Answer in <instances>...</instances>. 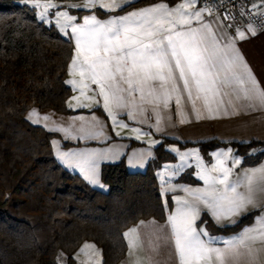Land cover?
Listing matches in <instances>:
<instances>
[{
  "label": "snow or ice",
  "instance_id": "obj_1",
  "mask_svg": "<svg viewBox=\"0 0 264 264\" xmlns=\"http://www.w3.org/2000/svg\"><path fill=\"white\" fill-rule=\"evenodd\" d=\"M198 2L157 0L123 15L99 19L93 10H102L106 15L117 10L124 12L132 6L133 0H81L67 5L54 0H20L39 10L36 15L40 21L54 24L74 43L68 70L71 78L66 83L79 95L68 102L69 108H102L113 130L129 128V124L118 118L120 116L126 115L129 121L137 124L147 123L154 117L155 123L149 126L156 131L162 130L165 119H172L173 103L181 124L189 122L184 111L185 101L197 119L202 118L198 101L210 118L221 111L227 115L230 108L238 111L231 99L225 102L224 98L229 95L224 91L227 88L232 89L241 108L264 110V88L260 87L236 47L237 40L256 35V27L252 23L243 30L239 25L225 26L223 20L235 17L227 10L219 13L222 5L196 7ZM261 4L254 3L252 9L256 15L264 17ZM73 8L87 9L90 14L84 15L80 22L77 15L70 14ZM205 14L215 15V18L205 20ZM240 14L244 15L243 9ZM229 28L233 29L232 34ZM89 92L92 95H88ZM27 119L37 124L43 120L48 127L50 117H40L32 110ZM104 129V122L93 114L73 117L67 126L56 125L49 131L61 132L65 139H108ZM130 131L136 140L149 135L139 127H132ZM120 134L116 131L117 136ZM57 143L53 141L54 145ZM155 143L157 141H149V148ZM171 151L179 153L180 164L166 166L159 176L162 195L185 193L173 196L176 207L168 214L165 226L164 238L171 245L177 264H264V166L245 171L242 179L233 181V170L241 161L231 148L215 152V163L210 167L205 165L198 149L180 152L172 148ZM118 155L112 149L57 151L58 158L68 167L78 168L85 179L100 187H104L99 181L100 161ZM150 156V151L133 152L129 163L143 168ZM189 160L196 162V175L203 180V189L171 183L185 166L191 167ZM250 209H260L253 224L219 241L223 247L214 246L215 238L204 226L207 221L201 220L202 211L206 210L217 224L234 225ZM143 227L145 224L141 222L124 234L130 257L144 247L140 232ZM152 236L154 239L149 238V247L158 252L161 237L158 233ZM80 254L86 256L88 264H102L99 250L93 244L85 243L77 255ZM147 259L151 264L152 258ZM132 264L143 262L137 257Z\"/></svg>",
  "mask_w": 264,
  "mask_h": 264
},
{
  "label": "trees",
  "instance_id": "obj_2",
  "mask_svg": "<svg viewBox=\"0 0 264 264\" xmlns=\"http://www.w3.org/2000/svg\"><path fill=\"white\" fill-rule=\"evenodd\" d=\"M155 2L136 0L126 10ZM73 55L74 43L40 21L30 5L0 0V264H58L59 253L73 264L85 242L102 250L103 264H120L127 254L125 231L144 220L166 221L171 211V196L164 199L157 174L164 164L177 162L169 145L196 146L206 160L221 146L231 147L246 166L264 160V141L181 144L163 139L145 171L130 172L123 158L101 167L108 192L92 187L56 160L52 140L60 136L26 117L33 108L74 113L66 83ZM177 182L199 183L193 167ZM256 214L224 228L208 215L202 220L211 231L230 234L251 224Z\"/></svg>",
  "mask_w": 264,
  "mask_h": 264
},
{
  "label": "crops",
  "instance_id": "obj_3",
  "mask_svg": "<svg viewBox=\"0 0 264 264\" xmlns=\"http://www.w3.org/2000/svg\"><path fill=\"white\" fill-rule=\"evenodd\" d=\"M136 0H133V3ZM54 2L61 3L64 5L67 4H72V3H80L81 0H54ZM163 2V1H161ZM179 2H182L179 1ZM178 2V3H179ZM31 6V5H30ZM148 6V5H145ZM145 6H139L136 8H132L129 10H126L124 12H120L117 10L116 12H111L108 13L107 15H100L99 9H95V11L98 15L99 19H107L109 16L112 15H123L126 14V12L138 10L140 8H143ZM200 0L197 3L196 7H200ZM62 10H67V9H62ZM39 10H36L38 12ZM82 11H89L87 9H71L70 14H75L78 16L80 22H82V17L84 15L90 14L89 12L83 13ZM38 18V16H37ZM215 18L212 16H208L205 14V20H213ZM39 19V18H38ZM45 23V22H44ZM48 25H54V24H49ZM223 24L225 25L224 21ZM249 22L246 20L243 22L242 26L240 27L242 30L246 29L247 25ZM226 26V25H225ZM257 30V29H256ZM61 33V32H60ZM62 34V33H61ZM63 35V34H62ZM64 37H67L63 35ZM236 47L239 49L240 54L243 56L245 62L247 63L248 67L250 68L252 74L258 81L259 85L261 88H264V29L262 30H257L256 35H248V38L245 40H237ZM71 64V62H70ZM70 66V65H69ZM69 70V68H68ZM71 77L67 74V80L70 79ZM78 79V77H77ZM69 85V84H68ZM71 87V85H69ZM95 88V85L92 86ZM72 88V87H71ZM224 91L228 92L229 95L226 96L225 102H227L229 99L232 100L233 104L235 105L236 109L238 111H233L231 108L229 109V114L225 115L223 111H221L219 114H215V118H210L209 114L203 109L202 104L200 101L197 102V106L201 108V117L200 119H197L196 116L192 113L191 111V106L190 104L185 101L184 105V111L187 114V120L189 122L181 124L179 122L180 117L176 115V108L175 104L173 103L172 108H171V116L172 119L169 121L165 119V121L161 125V131H156L154 127H150V124L155 123L154 117H151V113H149V116L151 117L147 123L144 124H137L133 121H129L127 119V116H120L118 117L119 119H122L125 123L129 124V128L126 129H120L116 128L113 130L112 128V123L111 120L107 118V114L103 111L102 108L96 109L93 107L92 109L88 108H70L74 113L72 114H61L58 113L52 109H45V110H40L37 108L31 109L29 112L32 110H36L40 117H43L45 115L49 116L50 119L47 122L48 127H45L44 124L45 122L41 120L40 123H33L31 120L27 119L31 124L36 125V126H41L45 130L49 131L50 127H54L56 125H64L67 126L68 122L76 116L83 115L85 117H90L91 115L97 116L101 121L104 122L105 125V133L108 139L100 138V139H90V140H80V139H65L64 134L61 132H56V131H49L52 133L58 134L60 137L59 138H54L52 140V146H53V152L56 160L58 163L67 171L79 175L84 181H86L88 184H90L92 187L101 190L103 192H108L109 187L104 184L101 180L100 172H101V167L104 164H113V163H118L121 159L125 158V162L127 165V168L130 172H142L145 171L149 162L151 161L153 154H154V148L159 145L163 139H170L177 141L181 144L185 143H191V144H196V143H203V142H208V141H218V142H223V143H230V142H238V143H249L251 141H264V110H257V111H251L245 108L240 107V102H238L235 98V95L232 94V89L227 88L224 89ZM79 92L78 91H73L72 90V96L68 100H72V97L78 96ZM88 95H92L91 92L88 93ZM73 104H75V101H72ZM28 112V114H29ZM28 114L26 117H28ZM132 127H139L143 132L149 133L148 136H144L141 140H136L134 138V133L130 131V128ZM116 131H119L121 134L120 136L116 135ZM53 141H57L58 143L56 145L53 144ZM137 141L142 143V145L139 146H131V142ZM149 141H157L155 145H153L151 148H149ZM67 145V146H66ZM172 148H177L179 149L180 152H185L189 151L192 149H198L196 146H188L186 148H181L178 145H169L168 149ZM228 146H221L219 148H216L210 153V158L209 160H206L204 156L202 155L201 151L199 150L200 156L202 157L203 161L205 162V165L211 166L213 163H215V158H214V153L220 150H227ZM105 149H112L116 152L119 153V155L116 158H109V159H102L100 161V166H99V181L100 184H102L104 187H100L99 185H93L91 184L87 179H85V176L83 173L80 172L78 168L75 167H68L63 161H61L58 156H57V151L59 150L60 152H68V151H83V150H105ZM232 149V148H231ZM141 150L144 151H150L151 156L147 157L146 162L144 164L143 168L140 167H133L129 163V159L131 157V154L133 152H139ZM173 152V151H172ZM233 155L238 157L240 159V165L234 168L233 174L231 176V179L233 181H236L238 178L242 179L244 172L248 171L252 168H259L261 166H264V160H262L259 164L254 165V166H246L243 163V158L236 154V152L232 149ZM177 156V162L175 163H169V164H164L161 166L158 171V178L160 181L161 185V191H162V184L160 180L159 174L161 172H164L166 166H172V165H179L180 164V159H179V153L178 152H173ZM189 164H191V167L185 166L183 171L176 176L174 179H172L171 183L175 185H180V186H187L191 187L193 189L195 188H201L203 189L205 187V184L203 180H200L197 178L196 172L198 171L196 168V164L194 160H189ZM228 166L231 167V161L228 162ZM194 168V177L199 181L198 184H190L186 182H177V178L184 173L187 169L189 168ZM243 191V189H240ZM174 195H179V196H184L185 193L183 192H168L166 195H163L164 199H166L167 196H171V202H172V208L171 211L175 210V202L173 200ZM169 212V213H170ZM256 212V216L260 214V209H250V211L243 215L242 217L238 218V222L246 215L250 213ZM204 215H208L210 218L211 216L207 213V211H202L201 213V220L203 219ZM255 216V217H256ZM211 220L214 222V224L220 228L232 226L230 224H225L220 225L217 224L212 218ZM254 221V220H253ZM144 222L145 227L140 229L141 232V237L144 241V247L142 249H139L135 252V254L130 257L129 256V249H128V241L125 239L126 244H127V254L123 261L120 264H132V262L139 257L143 264H148V257L152 258L151 264H177L176 257L174 255V252L171 248V245L167 243L165 237L166 233V221L159 222L154 219H149V220H144L141 221ZM141 222L138 224L132 226L136 227L139 225ZM237 222V223H238ZM199 224L200 221H197ZM253 224V222L251 223ZM249 224V225H251ZM235 225V224H234ZM206 227V225H204ZM248 226V225H247ZM129 228V229H131ZM129 229L126 232L129 231ZM208 233L210 236L214 237V246L217 247H223L222 243H219V241H223L226 238L232 237L236 233H230V234H225V233H215L211 231L208 227H206ZM124 233V234H125ZM153 233H158L161 237V240L159 242L160 246L158 249V252H153L148 244L149 238L154 237L152 236ZM125 238V236H124ZM88 244H93L92 242H85ZM84 243V244H85ZM79 248V250L75 254V261L73 264H88L87 258L84 254L77 255L80 253V249L83 247V245ZM95 248L99 250L100 256L99 259L102 261L103 264V252L102 250L95 245ZM57 258L60 259V264H68V259L67 256L64 259L63 257H59V254ZM57 259V260H58ZM59 264V263H58Z\"/></svg>",
  "mask_w": 264,
  "mask_h": 264
},
{
  "label": "built area",
  "instance_id": "obj_4",
  "mask_svg": "<svg viewBox=\"0 0 264 264\" xmlns=\"http://www.w3.org/2000/svg\"><path fill=\"white\" fill-rule=\"evenodd\" d=\"M254 3L261 4V0H200L201 6L212 7L220 4L222 6L219 7V13L223 14L227 10V12L231 13L232 17H235V19L223 20L225 25L232 24L233 26L239 25L241 27L246 20L252 23L257 30H262L264 29V23H262L264 17L255 14V11L252 9ZM261 8H264V4H261ZM242 9L244 11L243 16L240 14ZM228 32L232 34L233 29L229 28Z\"/></svg>",
  "mask_w": 264,
  "mask_h": 264
},
{
  "label": "rangeland",
  "instance_id": "obj_5",
  "mask_svg": "<svg viewBox=\"0 0 264 264\" xmlns=\"http://www.w3.org/2000/svg\"><path fill=\"white\" fill-rule=\"evenodd\" d=\"M194 162H195V160H194ZM205 162H207V161L204 160V163H205ZM195 164H196V162H195ZM196 168H197V167H196ZM197 170H198V169H197ZM59 257H63V258L65 259V258H66V254H64V253H59ZM57 259H58V258H57ZM60 259H61V258H59V259L57 260V263H59V264H60Z\"/></svg>",
  "mask_w": 264,
  "mask_h": 264
}]
</instances>
